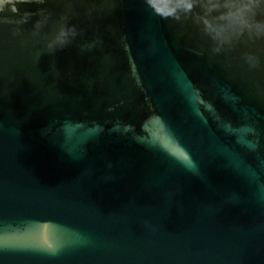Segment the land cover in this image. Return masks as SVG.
<instances>
[{
	"label": "water",
	"instance_id": "obj_1",
	"mask_svg": "<svg viewBox=\"0 0 264 264\" xmlns=\"http://www.w3.org/2000/svg\"><path fill=\"white\" fill-rule=\"evenodd\" d=\"M0 264H264V0H0Z\"/></svg>",
	"mask_w": 264,
	"mask_h": 264
}]
</instances>
